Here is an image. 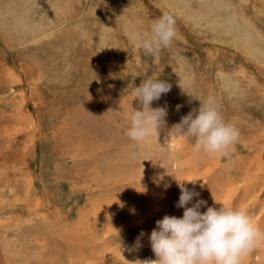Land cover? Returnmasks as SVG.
I'll return each mask as SVG.
<instances>
[{"label": "rangeland", "instance_id": "374dc122", "mask_svg": "<svg viewBox=\"0 0 264 264\" xmlns=\"http://www.w3.org/2000/svg\"><path fill=\"white\" fill-rule=\"evenodd\" d=\"M165 12L171 44L138 51ZM158 73L171 90L151 107L167 116L138 145L126 136L141 108L134 87ZM209 96L240 132L227 157L170 132ZM186 179L193 202H206L199 211L242 207L264 231V0H0V254L17 264L156 259L148 236L164 215L180 217ZM242 264H264V243Z\"/></svg>", "mask_w": 264, "mask_h": 264}, {"label": "clouds", "instance_id": "9594fccd", "mask_svg": "<svg viewBox=\"0 0 264 264\" xmlns=\"http://www.w3.org/2000/svg\"><path fill=\"white\" fill-rule=\"evenodd\" d=\"M175 24L173 15L163 13L152 22L151 34L141 39L138 51L154 56L167 48L176 36ZM159 75H145L140 85L134 87L132 100H137L141 108H133L126 136L138 145L157 138L167 116L165 107H151L153 101L171 90V85L159 79ZM187 83L191 85V81ZM199 101V108L183 116L170 132L194 139L197 151L221 158L229 156L230 149L239 140V129L224 119L214 96ZM185 182L195 184L196 180L177 181L180 195L176 206L183 209L182 216L166 214L156 221L148 236L156 259L140 261V264H242L245 257L264 243V231L242 207L219 204L199 211L206 202L201 199L193 202L200 194L187 188ZM143 235L141 232L134 242L137 250L142 247ZM119 250L121 254L123 249Z\"/></svg>", "mask_w": 264, "mask_h": 264}, {"label": "bare ground", "instance_id": "6f19581e", "mask_svg": "<svg viewBox=\"0 0 264 264\" xmlns=\"http://www.w3.org/2000/svg\"><path fill=\"white\" fill-rule=\"evenodd\" d=\"M194 1H195V0H194ZM198 1H199V0H198ZM200 1H201V0H200ZM180 2H181V1H180ZM183 2H184V1H183ZM190 2H191V0H190ZM3 3H4V2H3ZM13 3H14V2H13ZM196 3H197V2H196ZM196 3H194V5H195ZM211 3H212V2H211ZM219 3H220V2H219ZM5 4H6V3H5ZM230 4H231V3H230ZM85 5H86V4H85ZM189 5H190V4H189ZM192 5H193V4H192ZM212 5H213V4H212ZM223 5H224V4H223ZM13 6H14V5H13ZM13 8H14V7H13ZM209 8H210V7H209ZM226 9H227V8H226ZM229 9H230V8H229ZM216 10H217V9H216ZM224 10H225V9H224ZM220 11H221V10H220ZM235 12H236V11H235ZM198 13H199V12H198ZM210 13H211V12H210ZM220 13H221V12H220ZM224 13H225V12H224ZM2 14H3V13H2ZM2 14H1V15H2ZM211 14H212V13H211ZM213 14H214V11H213ZM17 15H18V14H17ZM217 15H218V14H217ZM189 16H190V15H189ZM211 16H212V15H211ZM213 16H215V15H213ZM219 16H220V15H219ZM223 16H224V15H223ZM231 16H232V15H231ZM3 17H4V16H3ZM184 17H185V16H184ZM228 17H229V16H228ZM13 18H14V17H13ZM186 18H187V17H186ZM212 18H213V17H212ZM225 18H226V17H225ZM225 18H224V19H225ZM229 18H230V17H229ZM229 18H228V19H229ZM215 19H216V18H215ZM217 19H218V17H217ZM217 19H216V22H217ZM234 19H235V18H234ZM193 20H194V19H193ZM208 20H209V19H208ZM220 20H221V18H220ZM194 21H195V20H194ZM214 21H215V20H214ZM223 21H224V20H223ZM201 22H202V21H201ZM212 22H213V21H212ZM208 23H209V22H208ZM229 23H231V22H229ZM229 23H228V24H229ZM195 24H197V23H195ZM205 24H206V23H205ZM217 24H218V23H217ZM197 25H198V24H197ZM199 25H200V24H199ZM207 26H208V25H207ZM209 26H210V25H209ZM209 26H208V27H209ZM209 29H210V28H209ZM7 32H8V31H7ZM45 32H46V31H45ZM45 32L42 31L41 33H44L43 35H45ZM39 35H40V33H39ZM39 35H37V37H36L37 39L40 38ZM41 37H42V36H41ZM36 41H37V40H36ZM199 42H200V41H199ZM25 46H26V45H25ZM11 48H12V47H11ZM21 97H22V96H21ZM28 99H29V98H28ZM95 105H96V104H95ZM223 117H224V116H223ZM22 171H23V170H22ZM186 180H187V179H186ZM9 181H10V180H9ZM9 181H8V182H9ZM15 181H16V180H15ZM15 181H14V183H15ZM187 181H188V180H187ZM12 182H13V181H12ZM18 182H19V181H18ZM16 183H17V182H16ZM17 184H18V183H17ZM19 184H20V183H19ZM15 186H16V184H15ZM16 187H17V186H16ZM18 187H19V186H18ZM17 189H18V188H17ZM10 191H11V190H10ZM13 191H14V190H13ZM17 191H19V189H18ZM29 191H30V187L28 188L27 193H28ZM177 194H178V193H177ZM8 195H9V194H8ZM9 196H11V195H9ZM9 196H8V197H9ZM9 198H10V197H9ZM11 206L14 207L13 204H12ZM15 208H16V207H15ZM20 209H21L22 212H24V211H23L24 209H23L22 207H21ZM30 211L33 213L32 210H30ZM50 211H51V210H50ZM182 214H183V211H181V213H180V217L182 216ZM27 215H28V214H27ZM25 218H26V217H25ZM25 218H24V219H25ZM33 218H34V217H33ZM55 219H56V218L54 217L53 220H55ZM25 220H29V219L26 218ZM43 220H44V219H43ZM79 221H80V222L82 221L83 224L86 222L84 219H81V220H79ZM79 221H78V222H79ZM83 221H85V222H83ZM33 222H34V221H33ZM16 223H18V222H16ZM24 223H25V222H24ZM104 223H105V222H104ZM30 224H31V223H30ZM88 224H89V223H88ZM88 224H87V225H88ZM105 224H106V223H105ZM261 224H262V223H261ZM18 225H19V224H18ZM23 225H24V224H23ZM33 225H34L35 227H37L35 223H34ZM75 225H76V224H75ZM34 226H33V227H34ZM77 226H78V225H77ZM131 226H133V224H132ZM7 227H8V226H7ZM24 227H26V226H24ZM24 227H22V228H24ZM29 227H30V225H29ZM84 227H85V225H84ZM88 227H89V225H88ZM117 227H118V226H117ZM119 228H120V227H119ZM30 229H31V227H30ZM6 243H7V242H6ZM10 244H11V243H10ZM145 244H147V243H145ZM0 245H1V243H0ZM7 245H9V244H7ZM13 246H14V245H13ZM14 247H16V246H14ZM94 247H95V246H94ZM19 248H21V247H19ZM19 248H18V249H19ZM41 248H42V247H41ZM0 249H2V248H0ZM11 249H12V248H11ZM11 249H10V250H11ZM10 250H9V251H10ZM14 250H15V248H14ZM16 250H17V248H16ZM16 250H15V252H16ZM39 250H41V249L39 248ZM257 250H258V249H257ZM2 251H3V250H2ZM6 251H7V250H6ZM6 251H5V252L3 251V253H1L2 256H1V254H0V264H14V263L17 264V263H18V262H17V259H15V258H17V257L13 256V255L11 254V252L8 253V252H6ZM58 251H59V250H58ZM103 251H104V250H103ZM38 252H39V251H38ZM22 253H23V252H22ZM22 253H21V254H22ZM40 253H41V251H40ZM95 253H96V251H95V252H94V251H91V254H90V255H91V256H94V255H96ZM102 253H105V252H102ZM10 255L13 256V258H11ZM22 255H24V254H22ZM55 255H56V254H55ZM252 255L256 257L257 252H255V253L252 254ZM20 256H21V255H20ZM102 256H103V254H102ZM250 256H251V254L244 258V260H247V263H248V259L250 258ZM22 257H23V256H22ZM22 257H21V259H22ZM43 257H44V256H43ZM52 257H53V256H52ZM67 257L70 259L71 255H69V256L67 255ZM54 258H55V257H54ZM57 258H58V257H57ZM21 259L19 258V260H21ZM24 259H25V258H24ZM1 260H3V263H2ZM19 260H18V261H19ZM42 260H43V259H42ZM42 260H41V261H42ZM152 260H154V259H152ZM20 262H22V260H21ZM39 262H40V261H39ZM245 262H246V261H245ZM24 263H25V261H24ZM22 264H23V263H22ZM26 264H27V263H26Z\"/></svg>", "mask_w": 264, "mask_h": 264}]
</instances>
